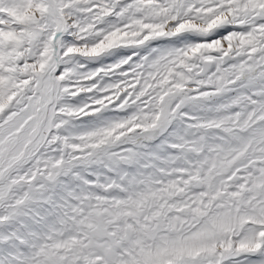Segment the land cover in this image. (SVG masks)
Here are the masks:
<instances>
[{
  "label": "snow or ice",
  "instance_id": "1",
  "mask_svg": "<svg viewBox=\"0 0 264 264\" xmlns=\"http://www.w3.org/2000/svg\"><path fill=\"white\" fill-rule=\"evenodd\" d=\"M0 264H264V0H0Z\"/></svg>",
  "mask_w": 264,
  "mask_h": 264
}]
</instances>
